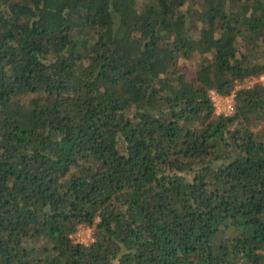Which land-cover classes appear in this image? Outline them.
I'll list each match as a JSON object with an SVG mask.
<instances>
[{
    "label": "trees",
    "instance_id": "trees-1",
    "mask_svg": "<svg viewBox=\"0 0 264 264\" xmlns=\"http://www.w3.org/2000/svg\"><path fill=\"white\" fill-rule=\"evenodd\" d=\"M262 74L264 0H0V264H264Z\"/></svg>",
    "mask_w": 264,
    "mask_h": 264
},
{
    "label": "built area",
    "instance_id": "built-area-1",
    "mask_svg": "<svg viewBox=\"0 0 264 264\" xmlns=\"http://www.w3.org/2000/svg\"><path fill=\"white\" fill-rule=\"evenodd\" d=\"M246 81L249 82L250 85H253L255 83H261L262 85H264V74L259 76H252ZM210 96L215 108V113L217 115L227 116L234 112L235 106L233 94L222 95L212 91Z\"/></svg>",
    "mask_w": 264,
    "mask_h": 264
},
{
    "label": "rangeland",
    "instance_id": "rangeland-1",
    "mask_svg": "<svg viewBox=\"0 0 264 264\" xmlns=\"http://www.w3.org/2000/svg\"><path fill=\"white\" fill-rule=\"evenodd\" d=\"M190 63L186 62V65H188ZM187 77L192 80L193 82H195L197 84V81H196V77L193 76L192 74L188 73ZM249 87L250 86V83L246 81V79L239 83L237 85V87ZM72 239L75 241V242H82V243H89L92 239V228L91 227H88V226H81L79 227V229L77 230V232H75L73 235H72Z\"/></svg>",
    "mask_w": 264,
    "mask_h": 264
},
{
    "label": "clouds",
    "instance_id": "clouds-1",
    "mask_svg": "<svg viewBox=\"0 0 264 264\" xmlns=\"http://www.w3.org/2000/svg\"><path fill=\"white\" fill-rule=\"evenodd\" d=\"M247 87V86H246ZM216 92V93H218L217 91H215V90H211L210 92H209V95L211 94V92ZM220 94V93H219ZM229 94H233L234 95V91L233 92H231V93H229ZM226 95H228V94H226ZM210 98H211V96H210ZM212 101V100H211ZM212 104H213V102H212ZM235 111V110H234ZM214 112H215V108H214Z\"/></svg>",
    "mask_w": 264,
    "mask_h": 264
}]
</instances>
